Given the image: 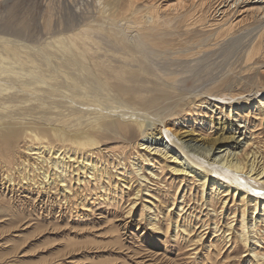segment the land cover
Listing matches in <instances>:
<instances>
[{"label": "bare ground", "instance_id": "bare-ground-1", "mask_svg": "<svg viewBox=\"0 0 264 264\" xmlns=\"http://www.w3.org/2000/svg\"><path fill=\"white\" fill-rule=\"evenodd\" d=\"M177 1L172 11H179ZM241 3L259 19L249 33L258 37L248 40L242 58L252 65L263 53L264 0L229 6ZM145 6L68 0L67 13L53 19L52 12L42 23L54 39L38 45L22 40L25 21L7 6L0 36V213L20 222L23 214L11 202L25 192L32 209L62 218L125 204L123 235L131 219L145 240L152 233L162 242L171 233L196 263L264 264V153L253 132L264 124V91L235 100L246 86L229 76L201 87L202 64L212 53L201 57L177 36L172 25L180 13L162 17ZM66 21L78 24L63 34ZM180 22L189 32L199 21Z\"/></svg>", "mask_w": 264, "mask_h": 264}, {"label": "rangeland", "instance_id": "rangeland-1", "mask_svg": "<svg viewBox=\"0 0 264 264\" xmlns=\"http://www.w3.org/2000/svg\"><path fill=\"white\" fill-rule=\"evenodd\" d=\"M124 1L126 2V0ZM175 1L177 0H136V4L139 10H145V5L154 6L155 9H160V14L162 17H165V13L167 12L166 15H169L168 13L172 11L171 8L175 7ZM230 1L231 0H179L177 2L182 3L178 5L179 11H172L173 13H171V15L174 14L175 16H179L177 13H180L181 17H179V19L177 17V19L174 20L172 28L176 29L177 36H181L183 40L188 42L186 47L193 45L192 47L194 49L202 52L201 57L206 54V51L212 53V56L210 55V57H208V61L202 64L205 69L201 68V70H203V76L201 77L203 80L199 81L201 87H203V85H208L204 88L207 89L209 88L210 81H225L224 79H227L228 76L232 79L236 78V80H241L242 85L244 84L246 86L245 90H241L240 93L236 92L239 91L240 88L237 84L235 88L236 91L233 92H236L235 100H238L237 97L240 95L243 96V94H245V96H243L244 98L251 93L264 91L262 88L264 87V42L261 46L262 55L259 54V56L253 60L252 65L249 63L246 65L243 59L245 58L244 51L248 46V40L250 41L258 37V33H249L257 27L259 19H257L258 17L256 14L255 16L254 13L249 11V5L241 3L242 5L240 4V6H236L237 8H235V6H229ZM67 3L68 0H0V36L3 32H6L5 21L8 20L6 9L9 5L10 7L16 6L15 10L17 11V15L25 21L27 26L25 33L28 32V35L27 33L25 36L23 35L22 40L28 41V45L31 44L29 43L30 41L37 45L51 42L54 37L47 38L49 35L47 32H44L42 23L49 18L52 12L54 15V17H52L53 19H57L62 14L67 13L69 11L67 9ZM47 6L51 7L50 14L48 13L49 9ZM78 7H80V2L77 4V8ZM69 15L70 14H68V16ZM192 16L199 22L192 25L189 32H187L186 28L182 27L180 24V21L183 18L191 19ZM161 20L164 19L161 18ZM66 22L67 25L63 27V34H68L69 30L75 28L78 24V22ZM223 28H231V30L224 32L222 31ZM61 31L62 28H55L56 35L61 33ZM250 36L252 38H250ZM205 39H208V41L202 43ZM53 66H55V64H53ZM209 68L210 75H205ZM193 74L194 73H191L192 76H194ZM28 75H30V73H28ZM194 79L188 78V84L190 86H194L198 78L194 77ZM194 90L197 91L198 89L194 87ZM205 91L206 90H203V92ZM223 92L229 94V90ZM212 94L213 98L220 95L216 91ZM225 94L221 96L227 101L230 99V95L226 97ZM249 118L251 119V117ZM263 125L253 130L254 134H257L255 137L258 145L261 141L264 143ZM242 126H244V124ZM260 134L261 136H259ZM211 138L213 137L210 136L208 139ZM166 141L170 144L169 140L166 139ZM263 143L261 147H259L264 153ZM172 147L175 148V146ZM21 156L23 157V155ZM9 190H11V188ZM7 193L8 191L6 194ZM25 193H21L22 195L20 196L16 194L18 196V199H16L17 201L15 200L13 202L14 204L11 202L12 206H17L16 212L21 213V215L23 214V218H21L20 222L15 220H13V222L7 212L0 213V264H199L196 263L194 257L188 258L187 250L183 247V244H180V242L176 243V241L171 238V233V235H168L169 238L166 237L167 240L165 238L162 239V242L152 240L153 237L151 236H154L152 233L146 237L145 240L143 238L144 235H142L144 232L137 227H133L131 219H125L129 222L128 224L131 228L126 235H123V230L119 226V222L121 223L125 218L122 215L126 207L125 204L119 208H110L105 204L103 205L104 207L101 205L102 209L100 207L99 210L104 214H100L97 208L96 215L93 214V216H91V214H89V217L88 215L82 216L79 213L70 216L69 213H66L62 218L61 213H56V217H59L58 220L55 215L53 216V213H55L54 210L51 209L52 212L49 210L52 215L47 216L46 214L48 211H45L43 207H39L40 212L34 207L32 209L34 204L30 206L29 203H24L23 197ZM9 196L11 197L12 195H8L7 199L10 198ZM107 207H109V209ZM62 210L63 212L61 210L59 211L63 214L66 210ZM98 214L100 215L98 216ZM102 215L103 218L101 219ZM119 216L122 218L120 219ZM79 217L80 219H78ZM132 219L138 220V218L135 219L134 217ZM29 222L31 227L29 226ZM136 232H138V234L134 237L133 233ZM175 245L177 246L175 247ZM176 248L179 251H176ZM163 254L165 257H168V259L164 256L163 258ZM158 258L159 262L157 261ZM169 258H171L172 262H168V260H170ZM211 261L209 262L210 264H216L215 260Z\"/></svg>", "mask_w": 264, "mask_h": 264}]
</instances>
